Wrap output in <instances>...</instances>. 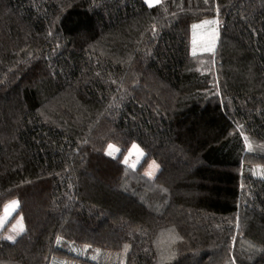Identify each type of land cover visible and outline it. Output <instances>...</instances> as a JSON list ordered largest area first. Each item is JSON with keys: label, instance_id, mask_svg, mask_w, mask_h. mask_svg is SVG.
Instances as JSON below:
<instances>
[{"label": "trees", "instance_id": "16d2710c", "mask_svg": "<svg viewBox=\"0 0 264 264\" xmlns=\"http://www.w3.org/2000/svg\"><path fill=\"white\" fill-rule=\"evenodd\" d=\"M246 161L264 165V0H0V215L17 199L25 223L0 264H264Z\"/></svg>", "mask_w": 264, "mask_h": 264}, {"label": "rangeland", "instance_id": "374dc122", "mask_svg": "<svg viewBox=\"0 0 264 264\" xmlns=\"http://www.w3.org/2000/svg\"><path fill=\"white\" fill-rule=\"evenodd\" d=\"M149 4H156L160 0H146ZM219 20L217 18H211L210 20H204L198 22L195 28L193 29V51L196 53L203 52L205 50H215L218 44L219 38ZM212 111L216 112L219 108V102L215 100L212 104ZM139 146V145H138ZM142 152L145 151L140 147ZM108 153L115 155L118 151V148L111 144L107 149ZM146 156V153H145ZM145 156L140 157L139 153H135L132 151V146L129 149L128 154L126 155L124 162L128 163L131 167L136 168L142 161ZM245 168L248 166L251 168V172L253 175L264 176V165L259 164L258 162L246 161L244 164ZM159 164L156 160H151L146 169L145 173L149 176H154L159 171ZM245 171V170H244ZM243 171V172H244ZM16 202V203H14ZM19 206V201L14 199L10 201L6 207L4 208L3 213L0 215V231L12 220L11 224H9V228L6 231V237H12L9 240H15L25 229V223L22 215H18L14 217L16 210ZM22 228V230H21ZM76 248V249H75ZM74 252L77 255H80L84 258H90L92 260L98 262L105 261H113L118 258V255L114 251L103 252V251H95L88 253V247H84L83 249L79 247H74Z\"/></svg>", "mask_w": 264, "mask_h": 264}, {"label": "crops", "instance_id": "0c3cea01", "mask_svg": "<svg viewBox=\"0 0 264 264\" xmlns=\"http://www.w3.org/2000/svg\"><path fill=\"white\" fill-rule=\"evenodd\" d=\"M132 151H134L136 154L139 153V154H140V157L145 156V153L142 152V150L140 149V146H138L137 143H134V144L132 145Z\"/></svg>", "mask_w": 264, "mask_h": 264}, {"label": "snow or ice", "instance_id": "6c2138e0", "mask_svg": "<svg viewBox=\"0 0 264 264\" xmlns=\"http://www.w3.org/2000/svg\"><path fill=\"white\" fill-rule=\"evenodd\" d=\"M14 203H16V202H14ZM21 230H22V228H21ZM9 239H12V237H9Z\"/></svg>", "mask_w": 264, "mask_h": 264}]
</instances>
